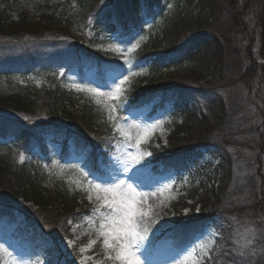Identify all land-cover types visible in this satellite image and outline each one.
I'll return each instance as SVG.
<instances>
[{
    "label": "trees",
    "instance_id": "obj_1",
    "mask_svg": "<svg viewBox=\"0 0 264 264\" xmlns=\"http://www.w3.org/2000/svg\"><path fill=\"white\" fill-rule=\"evenodd\" d=\"M153 18L155 39L128 55L131 66L80 42L128 48ZM13 21L18 29L5 32ZM70 69L95 70L101 84L107 72L160 78L135 88L110 121L103 103L65 89L59 74ZM33 73L46 78L30 82ZM155 100L172 104V130L165 147H149L151 170L174 174L179 193L172 226L153 242L185 247L210 226L214 264H264V0H0V224L31 250L69 238L114 123ZM246 224L255 251L238 245ZM71 253L67 264L79 257Z\"/></svg>",
    "mask_w": 264,
    "mask_h": 264
},
{
    "label": "rangeland",
    "instance_id": "obj_2",
    "mask_svg": "<svg viewBox=\"0 0 264 264\" xmlns=\"http://www.w3.org/2000/svg\"><path fill=\"white\" fill-rule=\"evenodd\" d=\"M166 2L167 1H164L163 5H166L165 9L169 11L171 7H169L168 5L170 4ZM154 19L155 18L152 20H145L144 23L147 26L146 29L148 30V33L146 32L142 35L134 45H138V47H140L144 46L146 42H148L149 45L152 44L155 39V35L150 28L152 24L156 22ZM32 26L33 25H30V27ZM16 29H18V24L14 21L4 27L5 32H11ZM76 37L77 39L79 38L78 36ZM114 37L115 36H113L112 39L116 41V38ZM80 42L83 48L92 47V51H99L101 53L110 52L113 56H115V58H118L119 61H124L123 52L127 48L120 47L122 51L116 52L109 47L112 44H105L101 42L90 43L87 41L83 42L81 39ZM256 45L257 44L254 41L251 44L252 50L255 51L254 53L258 52V47L253 49ZM131 72L145 73L143 70H132ZM95 73V70L89 72L83 71L82 76V74H79L76 69H70L65 75L59 74V77L63 78L62 85L66 90L78 95L87 96L95 102L98 101L103 103V105L107 108L108 113L113 106L122 111V106L125 100L133 94V90L135 88L144 87L148 82L157 81L160 78L159 75H151L147 74V72L145 75L130 76L129 81L122 86L124 91L118 99H111L102 95L98 96L86 90H77L74 87V85L79 84L89 88H96L101 93L108 92L112 90L113 75L118 74L120 79H123L124 76V74L117 72H107L105 73L101 84L100 81L93 79V75H95ZM166 74L167 72L162 74L163 77L169 75ZM127 75H129V73ZM45 78L46 75L33 73L26 79L30 82L40 84ZM116 83H119V80H117ZM172 112L173 106L170 102L162 104L159 100H155L143 106L141 109L126 113L124 118L127 117V120L125 121L123 118V120L119 123L122 127H125V130L131 135L129 137H124L121 136L120 132L116 131L118 136L108 152V161L111 160L112 163L109 165L107 171L110 176L115 177L117 172L120 170V165L113 159L114 156L120 155L124 152L135 153L137 148H139L141 152L149 153L150 155H145L141 160V163L146 165L148 179L145 184L137 190L150 193L156 192V196L149 198L148 205L160 204V207L155 209L158 218L156 223L151 225L148 240L145 242L144 248L141 249V260L144 261L145 264H148V262H150V264H203L206 260L205 257L209 255L210 250L212 252L214 242L217 237L216 232L210 226L194 237L192 243L185 247L175 248L171 240L165 239H159L158 241L153 242V237L161 235L172 226L173 216L170 213L171 204L175 202L179 193L176 188L178 181L174 174L157 176L153 173L151 170L152 157L149 151V147L163 148L166 146L167 138L172 130ZM132 124H138L142 128H150L153 125H156V127L151 129L145 141L136 145L135 141L131 140V136L135 135L136 129L126 127L127 125ZM45 144L47 149L50 151L57 148L48 141H46ZM204 160H208V157L205 156ZM83 161L84 159L82 157L72 156L67 162L76 163L83 169ZM113 168H115L116 171H113ZM91 181H98V178L92 179ZM165 184H171V187L164 189ZM86 189L87 194L83 210H85L87 214L83 215L79 223L70 225V237L59 245L53 246L48 244L45 247L34 248L31 250L27 243H23L18 238H15L17 234L14 233V227L0 224V245H3L7 250L6 252H0V264H14V262L15 264H67L69 260L73 259V255L71 253L72 249H76V252L79 255L74 264H118L116 261L107 259V256L105 255V250L102 246V238L99 237L98 233V219L95 215H93V210L98 205L90 203L87 199L89 194L95 198L96 193L90 189L89 184L86 185ZM161 189L163 190L160 191ZM256 233L257 230L255 232L254 227L248 226L247 224L242 225L239 228L236 238L242 252L248 247L250 249L253 246L256 248L258 247V244H255L256 239L253 238V235ZM93 241H95V243H92ZM44 251H50L54 255L53 258L47 257ZM252 251H255L254 247ZM258 252L260 255H264V249H261Z\"/></svg>",
    "mask_w": 264,
    "mask_h": 264
},
{
    "label": "snow or ice",
    "instance_id": "obj_3",
    "mask_svg": "<svg viewBox=\"0 0 264 264\" xmlns=\"http://www.w3.org/2000/svg\"><path fill=\"white\" fill-rule=\"evenodd\" d=\"M168 6L171 7V5ZM109 47L116 52L122 51L118 44ZM136 47L138 45H133L123 52L124 64L131 66L132 61L129 59L128 54L135 51ZM118 67L122 68L123 65ZM145 74L146 72H131L129 75H124L123 79H120L118 74L113 75L112 90L103 93L96 88L79 84L74 85V87L77 90H86L98 96L118 99L124 91L122 86L129 81L130 76ZM117 80H119V83H116ZM116 111L115 106L110 109L108 116L110 121L118 119L114 115ZM124 120L126 121L127 117ZM113 126L116 131L121 133V136L129 137L131 135L120 123H114ZM126 127L136 129V133L131 136V140L139 145L147 139L151 129L155 128L156 125L150 128H142L138 124L127 125ZM145 155L150 154L141 152L137 148L135 153L124 152L114 156L113 159L120 165V170L115 177L110 176L107 171L112 163L111 160H100L87 173V175H92L95 172L98 175V181H88L90 189L96 193L95 198L89 194L87 199L90 203L98 205L94 208L93 215L98 219V233L99 237L102 238L105 255L107 259L116 261L118 264H145L140 257L141 249L144 248L145 242L148 240L151 225L155 224L158 218L155 209L159 208L160 204L148 205L149 198L156 196V192L150 193L137 190L148 179L146 165L141 163ZM23 159V157L20 158L21 162H23ZM113 171H116V169L113 168ZM170 187L171 184L164 185V189ZM92 243H95V241ZM6 251L4 246L0 245V252ZM205 259L206 261H212L214 264L215 258L211 255V250Z\"/></svg>",
    "mask_w": 264,
    "mask_h": 264
}]
</instances>
